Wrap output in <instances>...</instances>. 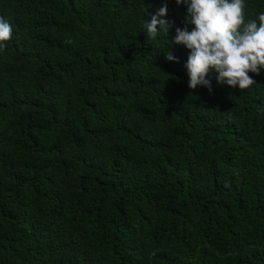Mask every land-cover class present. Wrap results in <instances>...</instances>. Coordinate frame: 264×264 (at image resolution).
<instances>
[{
    "label": "trees",
    "instance_id": "16d2710c",
    "mask_svg": "<svg viewBox=\"0 0 264 264\" xmlns=\"http://www.w3.org/2000/svg\"><path fill=\"white\" fill-rule=\"evenodd\" d=\"M164 2L0 0V264H264V69L190 89Z\"/></svg>",
    "mask_w": 264,
    "mask_h": 264
},
{
    "label": "clouds",
    "instance_id": "9594fccd",
    "mask_svg": "<svg viewBox=\"0 0 264 264\" xmlns=\"http://www.w3.org/2000/svg\"><path fill=\"white\" fill-rule=\"evenodd\" d=\"M175 3L186 6L187 13L182 20L184 27H176L170 44L189 50L184 66L190 89L204 86L211 92L210 73L218 74L215 77L218 83L238 87L242 92L256 84L249 74L259 75L264 69V12L249 18L246 0H175ZM168 14L165 0L150 20H143L147 40L155 41L161 33L168 36L175 25V20L166 18ZM12 36V25L0 16V50L7 47ZM165 59L179 62L171 51Z\"/></svg>",
    "mask_w": 264,
    "mask_h": 264
}]
</instances>
